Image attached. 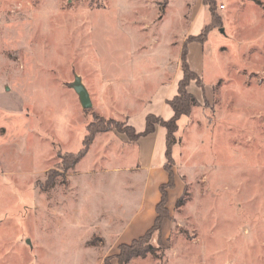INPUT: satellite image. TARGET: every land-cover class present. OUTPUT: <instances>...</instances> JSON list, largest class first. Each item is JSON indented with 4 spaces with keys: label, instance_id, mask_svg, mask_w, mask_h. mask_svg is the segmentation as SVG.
Segmentation results:
<instances>
[{
    "label": "rangeland",
    "instance_id": "obj_1",
    "mask_svg": "<svg viewBox=\"0 0 264 264\" xmlns=\"http://www.w3.org/2000/svg\"><path fill=\"white\" fill-rule=\"evenodd\" d=\"M95 116L112 130L63 173ZM145 235L128 264H264V0H0V264H118Z\"/></svg>",
    "mask_w": 264,
    "mask_h": 264
},
{
    "label": "trees",
    "instance_id": "obj_2",
    "mask_svg": "<svg viewBox=\"0 0 264 264\" xmlns=\"http://www.w3.org/2000/svg\"><path fill=\"white\" fill-rule=\"evenodd\" d=\"M165 3H167V0H164ZM209 3L208 5H210ZM186 46V45H185ZM185 46L182 50L181 55V62H182V78L178 83V94L175 96L170 102L169 106L173 112L172 118L167 122L164 123V127H166V124L169 125L171 122H175L178 120L179 117L186 115L191 107V101L192 97L191 95L186 91V88L189 85V82L192 80H196L198 75L193 72L188 64L185 61ZM153 116H146L145 118V128L142 134H137V137L145 136V135H151L155 132V126L158 124L157 120L155 122L152 121ZM112 120H105L102 117L95 116L93 117V121L87 125L86 127V134L84 136V139L82 141V147L81 149L76 153H64L62 156L58 154V157L61 161L60 168L63 170V173H67L70 170H73L76 165L84 158V156L87 154L91 144L93 143L95 137L100 133H106L110 132L112 130ZM170 132H166L165 135V157H168L169 155V149L170 146L168 144ZM56 179L49 173L46 176V180L44 182V185L42 189L43 191H47L49 188H51L54 184ZM161 187L160 192V199L158 203L156 204L155 211H156V218L154 221V224L152 226L153 231H160L161 223L162 221L167 217V209H166V202H167V194L165 192V189ZM178 205V204H177ZM147 243V236L139 237L138 239L133 240L130 245L127 244H121L118 247L119 253L116 255V259L118 264H128L130 260L136 257H146L148 254H153L154 248L152 246H149V244L146 245L148 248H143V244ZM104 264L107 263V260L104 261Z\"/></svg>",
    "mask_w": 264,
    "mask_h": 264
},
{
    "label": "water",
    "instance_id": "obj_3",
    "mask_svg": "<svg viewBox=\"0 0 264 264\" xmlns=\"http://www.w3.org/2000/svg\"><path fill=\"white\" fill-rule=\"evenodd\" d=\"M72 89L76 93L81 107L84 110L90 109L92 104L89 98V94L87 90L85 89V87L82 85L79 78L74 79V82L72 83Z\"/></svg>",
    "mask_w": 264,
    "mask_h": 264
},
{
    "label": "crops",
    "instance_id": "obj_4",
    "mask_svg": "<svg viewBox=\"0 0 264 264\" xmlns=\"http://www.w3.org/2000/svg\"><path fill=\"white\" fill-rule=\"evenodd\" d=\"M180 62H181V60H180ZM144 125H145V123H144ZM143 131H140V132H138V133H142ZM141 138V137H140ZM139 141V140H138ZM137 141V142H138ZM165 150H166V146H165ZM164 155H165V152H164ZM163 164L164 163H158V166L157 167H155V169L153 170H151V174H155V175H158V173H159V171H160V169L163 167ZM163 181H159V182H156V183H154V186H153V189H154V187L155 188H157L161 183H162ZM159 199V198H158ZM156 203H157V198H156ZM156 205V204H155Z\"/></svg>",
    "mask_w": 264,
    "mask_h": 264
}]
</instances>
